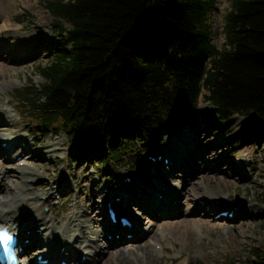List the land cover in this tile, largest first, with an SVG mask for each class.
<instances>
[{
  "label": "trees",
  "instance_id": "trees-1",
  "mask_svg": "<svg viewBox=\"0 0 264 264\" xmlns=\"http://www.w3.org/2000/svg\"><path fill=\"white\" fill-rule=\"evenodd\" d=\"M44 1L60 47L38 65L44 83L17 95L20 117L39 131L106 148L100 161L139 170L134 140L190 122L205 89L221 123L259 120L264 140V0H231L222 50L206 19L212 0ZM239 264H264V245Z\"/></svg>",
  "mask_w": 264,
  "mask_h": 264
},
{
  "label": "rangeland",
  "instance_id": "rangeland-1",
  "mask_svg": "<svg viewBox=\"0 0 264 264\" xmlns=\"http://www.w3.org/2000/svg\"><path fill=\"white\" fill-rule=\"evenodd\" d=\"M212 1L206 19L211 25L210 38L212 43L219 50H222L226 47L224 17L231 8V0ZM55 23V17L46 7L44 0H16L12 4L6 0H0V25H6L12 29L23 25L20 28V33H30L32 37L38 34V39H36L37 55L29 62L30 70L27 76L22 74L21 78H13V84L4 86L0 90V101L12 111L17 121L16 128L11 126L12 122L6 124L5 128L14 129L11 136L17 139V143L20 142L21 136H26L29 140V148H31L29 151L20 152L21 155L16 159L4 162L3 158L8 157V151L14 150L10 148V144L7 149H3L0 153V161H3L8 167L18 166L20 161L29 162L30 166L35 168L37 176L36 180L29 179L28 183L30 187H33L32 191L38 194L46 193L56 187L55 190L49 192L51 198H48V195H43V199L39 197L38 200L30 203L29 207H34H30V209L27 207L26 209L33 215L49 213L52 215V221L60 226L65 222L64 218L66 217V221H69L70 216L73 220V213L77 211L78 206L89 205L92 199L105 207V200L102 202L97 197V193L102 191L108 193L109 197L113 196V200L115 199L118 205L127 209L132 215H136V213L142 215L140 223L142 229H149L152 226L150 229L156 233L155 235H147L144 239L132 240L110 247L108 251L113 250L110 254L108 251L103 252L95 258L94 262L85 264H116V256L113 255L116 248L124 247L128 252H131L130 249H135L139 245L144 251L143 245L146 242L148 253L154 254L148 264H189L193 260H200L204 264H218L222 259L231 264H239L241 261L249 259L255 246L264 245V212L257 216L256 219L259 220V223L255 230L252 223L242 226L241 220L243 221L245 218L244 212L231 219L217 218L215 216L220 212L227 211L233 214L234 212L223 209L209 216L208 213L199 210V204L203 201L206 202L210 195L230 193V202L245 203L246 199L252 198L253 201L264 207L262 200V198L264 199V140L259 132L260 126L257 128L256 120L234 115L239 117L234 121H230V119L224 124L221 123L218 115L212 109V105L205 100L204 95L207 91L203 89L199 97L196 114L190 119L189 124L176 127L169 125L161 137L145 139L142 136L140 140H134L136 151L129 159L144 149L140 162L136 161L132 164V166L135 165L140 168L139 172L125 166L127 163L125 160L119 163L116 161L102 162L99 159H105L102 156L104 155L103 151L106 154V148H99L95 144L76 147L71 144L64 132L61 131L56 134L55 131H39L27 121V117L20 118L19 116L23 107L20 102L22 97H18V93L31 85L40 86L44 83V78L38 74V65L51 59L60 47L61 38L55 30ZM64 24L66 27L71 26L65 20ZM8 100L10 101L7 104ZM197 126H201L203 129V140L207 142L197 146L201 155L191 156L189 163L196 166L202 162L211 165L216 164L213 168L215 173L219 174V178H213L209 182H203L196 186L195 196H192L193 200L191 201H187L186 196L183 195L178 202H175L179 209L177 213L172 212L162 216L161 213L146 211L140 205H136L137 196H143L145 193L157 189L153 182L158 179L159 170L168 171L176 178L182 177L177 175L182 173L181 169H174L171 163H168L170 159L165 155L169 154L165 153L164 147L169 142L170 135H184L193 140L194 133L198 130ZM132 137L135 138L136 136L133 134ZM247 144L253 146V155L250 156L249 163L242 161L244 158L241 152V149ZM46 145L49 146L45 147ZM158 149L164 150L159 155L160 158L162 157L160 161L155 154ZM19 150L21 149L18 147L15 152ZM211 150L215 151L217 159L202 160L201 158L209 155ZM36 153L39 155L35 156ZM136 157L138 158V156ZM33 158H36L34 162H41L43 166L37 169ZM220 166L222 169L219 171ZM228 173L229 175L238 173V181L231 183ZM125 175H130L132 180L130 182L123 181ZM17 176H12V178L17 180ZM149 177L150 181H148ZM147 181L149 183H146ZM151 183L153 187L150 186ZM238 185L239 187H237ZM2 192L3 190H0V197H9L8 193ZM129 198H133V200L131 201ZM219 201V199L216 200L217 203ZM195 209L198 210L195 211ZM89 212L91 217H100L97 208L93 210L91 208ZM30 213H28V217L31 216ZM197 218L206 219L208 223L201 226L195 222ZM231 224H235L239 231L235 232L232 228L229 231L228 227ZM161 232H165L166 238L169 240L158 239ZM150 240L159 242L157 244L158 249L161 250L164 246L165 250L157 255L153 251L154 244L151 245ZM41 248L43 245L25 251V258L31 264H36L37 257L42 251ZM31 251H34L33 255H30ZM77 252L79 253V251ZM130 259L131 261L123 260L122 264H138L134 255Z\"/></svg>",
  "mask_w": 264,
  "mask_h": 264
},
{
  "label": "bare ground",
  "instance_id": "bare-ground-1",
  "mask_svg": "<svg viewBox=\"0 0 264 264\" xmlns=\"http://www.w3.org/2000/svg\"><path fill=\"white\" fill-rule=\"evenodd\" d=\"M15 1L16 0H6L9 4ZM22 27L23 25L19 28L12 29L8 28L6 25H0V90L4 86L13 84V78H21L22 74L27 76L30 70L29 62L37 55L36 39H38V34L32 37L30 33H20V28ZM9 101L10 100L7 101V104ZM4 105L6 104L0 101V153H2L3 149H7L10 144V148H12V150L14 149L13 151H8V157L3 158L5 162L16 159L20 155V152L24 150L29 151L31 148H29V140L26 136H21L19 143L16 142L17 139H15L14 136H11L14 132L13 128L17 126V121L12 111ZM237 117L239 116H233L230 121H234ZM10 122H12L11 126H13V128H5V125ZM256 123L258 128L259 120H256ZM195 126L196 124L194 127ZM197 127L198 130L194 133L195 137L193 140L184 135H170L169 142L164 147L165 153L167 152L169 154H164L170 159L168 163H171L174 169H181L182 173H178L177 175H181L182 177L176 178L168 171L159 170L157 175L158 179L153 182L157 189H153L154 191L145 193L143 196H137L135 199L136 205H140V207L146 211L161 213L162 216L172 212L177 213L179 209L176 207L175 202H178L183 195L186 196L187 201H191L193 200L192 196H195L196 186H199L203 182H209L213 178H219V174L215 173L213 168L216 164L211 165L202 162L199 166H196L193 163H189L191 156L201 155L197 146L207 142L203 140V129H201V126ZM3 143H5L6 146H4ZM47 146L49 145L45 147ZM18 147L21 150L15 152V149ZM252 148V145L247 144L241 149L244 158L242 160L243 162L249 163L250 156L253 155ZM164 150L158 149L155 151V154L160 155ZM38 155V153L35 154V156ZM35 159L36 158L32 159L33 162ZM201 159L205 161L215 160L217 159V155L215 151L211 150L209 155ZM3 161H0V190H3L2 193H8L9 197H0V226H8L20 235L25 251L35 246L43 245V248L40 250L44 251V258L50 259L49 264H59V262L62 259H66V257L69 259L73 258L72 261L78 260L79 264H82L81 257L84 253L88 255V259L86 260L87 263H91L94 262L95 258L99 257L100 254L108 251L110 247H115L132 240L144 239L145 236L150 234H156L153 229H150L152 226L149 229H142L140 226L142 215L137 213L136 215H132L127 209L118 205L117 201L115 199L113 200V196L109 197L108 193L102 191L97 193V197L100 198L102 202L105 200V207L95 202V199H92L89 205L82 204L78 206L77 211L73 213V220H71L72 217L70 216L69 221H71H66V217L64 218L65 222L60 226L52 221V215L49 213L33 215L26 209L29 207L30 203L36 199L38 200L39 197L41 198L43 195H48V198H51L49 192L55 190L56 187L50 189V191L46 193L38 194L32 191L33 187H30L28 183L29 179L36 180L37 176L35 168L31 167L29 162H26L24 166L18 165L15 167H8ZM158 161H160V159ZM34 164L37 169L43 166L41 162H34ZM221 169L222 166H220L219 171ZM237 174L229 175L228 173V178L231 183L238 181ZM16 175H18L17 180L12 178V176ZM150 177L148 181H150ZM148 181L146 183H149ZM153 184L151 183L150 186L153 187ZM237 187H239V185ZM220 194L210 195L205 204H199V210L212 216L223 209H230L234 211V218L241 212H244L245 218L243 221L241 220L242 226L252 223L256 230L259 223V220L256 218L259 214L264 212V207L260 203L253 201L252 198L246 199L245 203L238 201L230 202V193ZM129 199L131 201L133 200V198ZM217 199L220 200L218 203L216 202ZM262 200L264 201L263 198ZM108 202H112V205H116L119 214L118 217L128 218L132 226L123 225L121 221L116 223L112 222L107 211ZM91 208L92 210L97 208L100 217H91L89 212ZM132 209L135 208L132 207ZM197 210L198 209H195V211ZM28 213H30V217H28ZM195 222L201 226L202 224L208 223L206 219L202 218H197ZM194 228L196 229V227ZM230 228L235 232L239 231V228L235 224H231L228 227L229 231ZM117 234L119 237H116ZM128 234H132V238H128ZM109 235H113V237L110 238ZM26 239H29L30 242H24ZM158 239L169 240L166 238L165 232H161ZM149 242H151V245L154 244L153 251L157 255L161 254L162 250H165L164 246H162L163 249H158L157 244H159V242H154V240H150ZM146 243L143 245L144 251L143 249L141 250L139 245H137L135 249H130L132 250L131 252H128L124 247L119 246L116 248L113 252V255L116 256V264H122L123 260L131 261L130 258L132 255H134V259L138 264L144 262V264H148L154 254L148 253ZM62 248H64L63 251ZM42 251H40V253ZM77 251H79V253L81 252L79 257L75 254ZM112 251H108L109 254ZM33 254L34 251H31L30 255ZM27 264H31V262L28 260ZM36 264L48 263L36 261Z\"/></svg>",
  "mask_w": 264,
  "mask_h": 264
}]
</instances>
